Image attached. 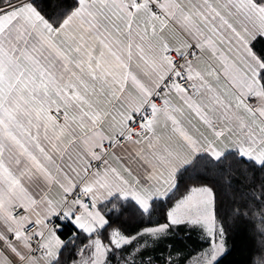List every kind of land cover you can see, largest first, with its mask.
Masks as SVG:
<instances>
[{"label": "snow or ice", "instance_id": "obj_1", "mask_svg": "<svg viewBox=\"0 0 264 264\" xmlns=\"http://www.w3.org/2000/svg\"><path fill=\"white\" fill-rule=\"evenodd\" d=\"M0 264H264V0H0Z\"/></svg>", "mask_w": 264, "mask_h": 264}, {"label": "trees", "instance_id": "obj_2", "mask_svg": "<svg viewBox=\"0 0 264 264\" xmlns=\"http://www.w3.org/2000/svg\"><path fill=\"white\" fill-rule=\"evenodd\" d=\"M238 243H239V241H238ZM236 258L239 259V254H237V257Z\"/></svg>", "mask_w": 264, "mask_h": 264}]
</instances>
